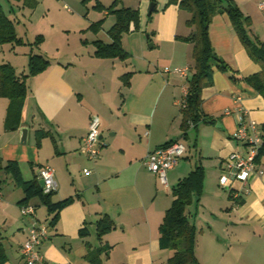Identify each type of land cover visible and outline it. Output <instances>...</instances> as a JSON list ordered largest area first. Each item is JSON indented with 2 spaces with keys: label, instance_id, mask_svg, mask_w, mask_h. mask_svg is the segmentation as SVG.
<instances>
[{
  "label": "crops",
  "instance_id": "crops-1",
  "mask_svg": "<svg viewBox=\"0 0 264 264\" xmlns=\"http://www.w3.org/2000/svg\"><path fill=\"white\" fill-rule=\"evenodd\" d=\"M5 1L7 8L1 0L0 5L23 43H0V62L26 74L33 51L49 64L26 78L27 94L18 113L8 117L11 100L0 97L2 164L15 161L24 181L38 183V169L51 166L57 183L52 202L72 200L59 210L55 223L54 213L37 197L27 203L34 206V215L24 216L22 188L0 171L4 264H25L20 247L34 221L48 224L40 246L44 264H166L173 251L162 245L160 226L173 189L197 165L203 168L202 188L192 194L185 215L195 227L194 253L200 264H264V153L256 163L262 173H253L246 182L235 180L230 188L219 184L229 154L246 152L234 137L239 117L255 121L264 134V95L245 80L261 67L247 54L227 13L214 15L208 31L228 70L213 67L210 82L201 89L199 118L185 127L183 100L194 66V44L186 38L194 27L188 25L191 14L180 7L181 0H117L113 10L138 12L137 28L121 37L125 59L94 54V41L111 42L108 31L116 17L109 7L114 0H78L73 25L78 36L72 39L63 15L70 8L64 4L62 9L60 0H25L27 7ZM45 1L35 25L32 13ZM232 1L248 19L249 34L264 41L261 0ZM98 21L99 28L92 30L90 25ZM38 35L43 39L31 50ZM184 66L185 75L171 71ZM91 116L100 121L94 159L81 151ZM22 127L28 129L25 141ZM38 132L43 134L38 137ZM175 140L186 148L162 183L143 158ZM104 217L112 227L98 237L97 223Z\"/></svg>",
  "mask_w": 264,
  "mask_h": 264
},
{
  "label": "trees",
  "instance_id": "trees-1",
  "mask_svg": "<svg viewBox=\"0 0 264 264\" xmlns=\"http://www.w3.org/2000/svg\"><path fill=\"white\" fill-rule=\"evenodd\" d=\"M117 0H114L110 11L116 17L115 23L111 26L108 33L111 38L110 43H104L100 40L94 41V54L99 57L125 59L128 53L122 48V34L128 33L138 26L137 10L121 7L114 9ZM180 7L190 12L191 16L188 25L194 27L192 35L187 40L193 42V72L188 84V91L185 96V106L183 112V126L188 122H196L199 118L200 93L204 85L210 82L213 67L219 70L227 71V64L215 53L209 38V24L214 15L227 13L233 24L236 33L243 44L250 58L258 63L261 70L245 78L246 82L264 95V41L257 37H252L248 31V19L242 15L239 7L232 0H181ZM101 9V8H100ZM101 21L90 25L92 30H97ZM42 36H36L32 47H37ZM0 43L22 44L23 41L16 34L13 22L7 17L0 5ZM49 61L41 54L31 51L28 58V70L26 74L18 75L15 69L9 63L0 62V97H7L11 100L8 109V117L11 114L18 113L23 99L27 94L26 78L37 74L47 68ZM130 73L124 74L126 83ZM43 133L38 132V137ZM264 137V134H262ZM264 153V139L258 150V157ZM0 171L11 176L17 186H20L24 192V198L20 204H27L30 199L37 197L41 204L47 207L48 212L54 213L51 223L57 220L59 210L69 203L72 198H66L62 201L52 202L53 192L44 193L42 187L36 180L24 181L21 177L19 168L15 161H7L2 164L0 157ZM203 180V168L200 165L184 178H182L172 193L174 199L171 206L165 212L163 222L160 226V239L164 247L173 251L172 256L166 264H200L194 253L196 231L193 224L190 223L185 215V208L192 201V194H200ZM112 222L105 217L98 220L97 233L101 237L110 230ZM7 261V254L3 243L0 241V264Z\"/></svg>",
  "mask_w": 264,
  "mask_h": 264
},
{
  "label": "built area",
  "instance_id": "built-area-1",
  "mask_svg": "<svg viewBox=\"0 0 264 264\" xmlns=\"http://www.w3.org/2000/svg\"><path fill=\"white\" fill-rule=\"evenodd\" d=\"M259 7L264 12V0L259 2ZM188 68L174 67L172 72L185 75ZM165 71H170L165 69ZM185 99L183 106H185ZM239 125L234 132V137L241 140L246 145L245 154L231 152L227 158L226 172L220 176L219 184L222 187L230 188L235 180L246 182L253 173H262V170L256 168L258 161V150L262 144V133L256 127L255 121L244 122L239 117ZM99 136L100 121L97 116H91L88 129L82 138L81 151L94 159L99 154ZM185 145L181 141H170L151 152H148L143 162L148 169L155 173L162 183L166 181V172L177 165L185 151ZM83 172H90L84 169ZM38 176L43 182V192L50 193L56 190L57 183L54 179V169L51 166L44 165L38 169ZM34 206L24 204L20 206V212L24 216L34 215ZM48 235V224L34 221L25 241L20 247V253L25 264H44L43 256L40 252V246Z\"/></svg>",
  "mask_w": 264,
  "mask_h": 264
},
{
  "label": "rangeland",
  "instance_id": "rangeland-1",
  "mask_svg": "<svg viewBox=\"0 0 264 264\" xmlns=\"http://www.w3.org/2000/svg\"><path fill=\"white\" fill-rule=\"evenodd\" d=\"M17 1H21L22 2L21 4L26 5V7L29 6V5H27V2L25 0H17ZM60 1H61L60 5H61L62 9H63V5L64 4H65V6L70 8L69 12H66L65 9H63V12H65L63 15L66 16L65 19L69 21V24H68L69 28H67V30H66V33L68 34L67 36L70 39L75 38V36H78V35L76 33H74L73 25H75L74 23L78 22V17L76 15V14H78V8H79L78 0H60ZM1 3H2V6H3L4 9L8 7L7 6L8 4H7V2L5 0H1ZM45 3H46V1L45 2H40L37 10L34 13H32L33 24L36 25V23L38 21V15L42 13V10H44L43 9L44 6H46ZM55 6H58V4H56ZM26 7L24 8L25 13L23 14V17L28 13L27 10H26ZM61 16H62V12H61ZM77 25H78V23H77ZM39 207H41V206H39ZM39 207H38V209H39ZM38 214H40V211L38 212Z\"/></svg>",
  "mask_w": 264,
  "mask_h": 264
},
{
  "label": "water",
  "instance_id": "water-1",
  "mask_svg": "<svg viewBox=\"0 0 264 264\" xmlns=\"http://www.w3.org/2000/svg\"><path fill=\"white\" fill-rule=\"evenodd\" d=\"M28 129L26 127L20 128V133H21V141H25L26 139V134H27ZM100 137V136H99ZM39 184L41 187H43V182L42 180L39 181Z\"/></svg>",
  "mask_w": 264,
  "mask_h": 264
}]
</instances>
